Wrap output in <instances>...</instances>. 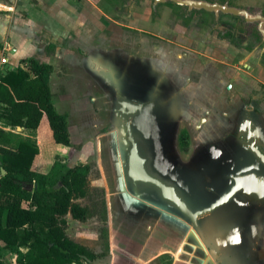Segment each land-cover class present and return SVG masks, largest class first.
Returning a JSON list of instances; mask_svg holds the SVG:
<instances>
[{
	"label": "crops",
	"instance_id": "0c3cea01",
	"mask_svg": "<svg viewBox=\"0 0 264 264\" xmlns=\"http://www.w3.org/2000/svg\"><path fill=\"white\" fill-rule=\"evenodd\" d=\"M117 1L0 0V59L6 58L0 67L4 69L8 63L11 69L28 70L27 60L31 57L51 64L49 84L56 110L57 102H62L55 94L69 92L76 81L93 84L98 82L97 77H107L112 89L128 96L127 80L132 73L140 75L154 89L161 88L164 124L173 126L178 136L185 130L183 143L180 141L181 145L177 146L176 140L173 144L186 155L185 165L202 167L212 176L219 171L227 174L234 164V157L228 153L233 132L254 129L264 138V93L261 92V89L264 91V47L259 57H254L257 47L249 48L248 37H242L238 30L234 33L236 26H244L243 20L234 15L202 10L186 14L181 7L173 9L171 5H156L151 0H128L119 7ZM214 1L263 13L261 0ZM119 9L121 17L113 16ZM221 22L233 25L232 33ZM94 37L109 44L105 53L86 49V39ZM89 61L94 64L90 69ZM80 94L83 98V93ZM91 94L86 95V101L83 99V105L97 99ZM111 95L113 102V90ZM226 98L231 99L230 104ZM217 108L220 114L228 113L219 125L211 122ZM34 138L38 146L32 162L34 170L48 172L57 158L71 166L90 163L87 155L74 147L71 136V146L54 141L45 115ZM210 147L213 155L209 154ZM197 152L203 154V161L198 160ZM259 168V172L242 182L248 189L246 196L227 199L200 216L202 222L198 227L192 225L189 236L194 235L195 240L189 244L194 253L200 251L202 256L194 255L196 261L190 259L187 264H264V198L257 190L264 189V169L260 165ZM93 170L99 176L94 184L110 194L98 162L92 164L89 179ZM192 176L194 180L199 179L198 175ZM208 184H214L212 177ZM217 193L214 191L210 199H216ZM106 214L107 254L83 259L82 264H156L163 255H170L172 264L184 261L181 253L176 255L179 240L169 234L175 229L158 220L148 223L147 234L136 252L118 259L113 254L112 238L117 231L111 225L113 213ZM70 220L78 225L86 222L68 215V224ZM68 236L95 253L100 252L94 243L77 235Z\"/></svg>",
	"mask_w": 264,
	"mask_h": 264
},
{
	"label": "trees",
	"instance_id": "16d2710c",
	"mask_svg": "<svg viewBox=\"0 0 264 264\" xmlns=\"http://www.w3.org/2000/svg\"><path fill=\"white\" fill-rule=\"evenodd\" d=\"M27 61L28 70L0 72V241L17 264H81L100 254L68 236L67 216L79 221L94 216L78 201L89 196L92 164L71 166L57 158L46 173L32 168L43 115L56 143L72 142L67 117L53 104L52 65L32 57ZM0 264L6 263L0 258Z\"/></svg>",
	"mask_w": 264,
	"mask_h": 264
},
{
	"label": "rangeland",
	"instance_id": "374dc122",
	"mask_svg": "<svg viewBox=\"0 0 264 264\" xmlns=\"http://www.w3.org/2000/svg\"><path fill=\"white\" fill-rule=\"evenodd\" d=\"M127 1L118 0V6L122 7ZM136 6L139 7L140 3H137ZM171 6L173 9L177 7L175 5ZM260 8H262L264 14V0H261ZM180 9L182 10L183 8ZM120 12H122L120 9L116 10L113 16L121 17L122 13ZM245 26L243 31L248 35L246 40L247 46L249 48L258 47L261 50L263 40L256 30V24L248 27ZM86 43V49L91 52L98 51L105 53L109 46L105 40L97 37H94V39L87 38ZM263 61L264 55L262 56ZM87 64L88 69L94 67L93 62L89 61ZM97 78L98 82L93 81V84H86L81 80L79 82L76 81L72 84L73 88L69 92H58L55 94V98L62 102V104L57 102V111L65 114L67 118L71 114L69 117L70 136L74 147L78 149L80 154L83 152L87 155V161L90 163L95 164L98 162L105 176L106 183L109 184L108 190L110 189V194L107 195L103 188L94 184L99 176L97 170H93L89 179V196L80 199L79 202L89 206L94 212V216L79 225L70 220L66 232L71 236L77 235L94 243L100 250L99 254L106 255L108 250V222L106 213L107 211H112L111 225L117 230L112 238L115 244L113 254L118 259L123 260L125 257H129V252H136L138 250L139 244L147 234L148 223L158 220L162 224L170 225L175 229L174 232H168L179 240L180 246L176 255L181 253L180 258H183L184 261H178L177 263L187 264L190 259L196 261L194 255L197 256L198 252L194 253V248L190 247V244L195 240L194 235L189 236V230L191 231L192 229V221L182 212H179L180 210L173 203L166 199H161L159 195L151 192L136 194L130 185L127 186L126 181L128 180L125 169L126 152L122 151L125 143L123 136L120 133L118 135L117 127L112 120L111 114V83L107 77H102V79ZM261 92L264 93L263 89H261ZM80 93H83V98L79 96L81 95ZM91 93L96 95L97 99L83 105L84 100L86 101L88 98L86 95L92 96ZM75 110L77 111L75 112ZM141 122L143 121L140 119L135 121V126L139 129ZM145 122L148 125L147 135L151 145L157 146V149H159V146L160 148H165L166 158L169 159L165 166L167 164L170 165V163H173L174 166L185 164L186 155L180 153V147L178 148L176 145H173L176 144V140L177 146L181 145V142L183 143V139L181 140V138H185L182 135L185 130L180 132L182 133L181 136H178L179 134L176 133L173 126L170 127L164 124L161 127L156 124L154 119L149 118L144 120L143 123ZM119 140L122 149L119 148ZM50 151L52 150L50 149ZM197 156L198 160L203 161V154L197 152ZM186 166L190 167L191 171L203 180L196 190L200 193V199H204L201 198L205 195L202 188L204 184L203 175L194 167L195 165L186 164ZM22 250L25 251L26 249L22 248ZM198 255L202 256V253L199 251ZM0 258L6 264H17L16 255L4 246H0ZM83 259L86 260V258ZM172 261L173 259L170 255H163L157 260L156 264H172Z\"/></svg>",
	"mask_w": 264,
	"mask_h": 264
},
{
	"label": "flooded vegetation",
	"instance_id": "af4514ba",
	"mask_svg": "<svg viewBox=\"0 0 264 264\" xmlns=\"http://www.w3.org/2000/svg\"><path fill=\"white\" fill-rule=\"evenodd\" d=\"M151 1L154 3L153 0ZM208 1L219 2L214 0ZM154 4L175 5L177 7L183 8V11H185L186 14L196 12L197 10L206 11L204 9H188L187 6L179 5L172 1ZM219 14L224 13L220 12ZM184 16L182 15L183 18ZM240 18L243 20V24L246 25H244L245 27L256 24V30L258 34H260L257 29V23H249L246 22L243 17ZM221 23L226 26L228 32L232 33L234 28L233 25L231 26L224 22ZM244 26L243 28L236 26L234 33H236L238 30L240 35H244L242 37H248V35L243 31ZM209 30L211 31L212 29ZM260 51L261 50L257 47V49L254 51V57L258 58ZM127 82L129 84L126 89L127 93L129 94L128 96L119 93L117 89H112L114 92V99L112 102V120L115 122L118 135L120 133L123 136V141L125 143L123 149L120 144V140L118 144L119 148L126 152L125 169L126 178L128 180L126 181L127 186L130 185L136 194L142 192H151L159 195L161 199H165L161 191L155 185L138 181L128 176V157L131 148L135 147L138 154L142 158L146 159V163L144 164L145 171L154 178L161 181L166 186L171 187L179 199L192 212H198L203 209H207L217 202H219L217 205L219 206L227 201V199L246 196L245 192L248 191V189L246 188L247 186L242 183L243 180L245 178H249L251 174L259 172V165L264 169V161L261 156L264 155L263 135L254 129H247L243 133L242 131H236L231 134L232 140L228 147V153L234 157V164L230 166L231 171H229L227 174L223 171H219L215 176H212L210 175L209 171L205 173L202 167L197 169L204 177V184L202 188L205 195L204 197H201L204 199H200V193L197 192L196 188L203 180L200 178L198 180H194L192 176L194 174L193 171H191L190 167L188 168L185 164H177L175 165L177 167H175L173 163H170V165L167 164L165 166L169 159L166 158L167 155L164 153V148H160L159 146V149H157V146L151 145L149 141L150 139L147 135L148 125L146 122L143 123L144 120L148 118L152 120L154 119L157 125L161 127L164 125L162 110L164 109L165 105L162 101L163 93L161 88L158 87L154 89L151 82L134 73L130 75ZM225 101L229 104L231 103V99L229 98H226ZM221 113L222 114L218 112L217 108L214 115L212 114L214 117H212L211 122H214L215 125H219L220 122H224L225 116L228 115V113ZM138 119L143 121L141 122L140 129L135 126V121ZM212 136L213 135H209L208 137L212 138ZM225 137L226 136L224 135L222 139ZM183 140H185V138H183ZM212 150L213 147H210L209 154L211 155H213V153H211ZM208 176L209 178L212 177L214 184H208ZM208 186L210 188H208ZM216 190L218 192V197L214 200H211L210 195ZM262 197L264 198V196ZM201 222L202 219L197 217L195 223L192 222V225L194 227H198Z\"/></svg>",
	"mask_w": 264,
	"mask_h": 264
},
{
	"label": "water",
	"instance_id": "95a60500",
	"mask_svg": "<svg viewBox=\"0 0 264 264\" xmlns=\"http://www.w3.org/2000/svg\"><path fill=\"white\" fill-rule=\"evenodd\" d=\"M154 3H163L166 1H172L179 5H185L188 7V9H204L209 12H214L216 15L221 13L224 14H230L234 16L243 17L246 22L249 23H257V29L262 37L263 40V47H264V14L261 10L258 11H250L247 8L244 7H237L228 4L227 2L220 3V2H211L208 0H153ZM12 68L11 65L6 63L4 65L3 73L5 74L8 70ZM262 159L264 161V155H261ZM146 163V159L142 158L135 147L131 148L130 154L128 157V170L127 174L129 177L134 178L138 181H143L146 183H151L155 185L162 193L163 197L167 200L173 203L185 216H187L193 223H195L197 217H200L209 210L213 209L215 206L219 204V202L213 204L211 207L207 209H203L198 212H192L187 206L179 199V197L176 195L174 190L163 184L158 179L151 176L149 173H147L144 169V164ZM258 193L262 196H264V189L259 188L257 189ZM229 195V194H228ZM227 195V196H228ZM226 196V197H227Z\"/></svg>",
	"mask_w": 264,
	"mask_h": 264
},
{
	"label": "built area",
	"instance_id": "2783aa9c",
	"mask_svg": "<svg viewBox=\"0 0 264 264\" xmlns=\"http://www.w3.org/2000/svg\"><path fill=\"white\" fill-rule=\"evenodd\" d=\"M0 60H1L0 62H1L2 64L6 62V58H4V57H2ZM2 70H3V66L0 67V72H1Z\"/></svg>",
	"mask_w": 264,
	"mask_h": 264
}]
</instances>
